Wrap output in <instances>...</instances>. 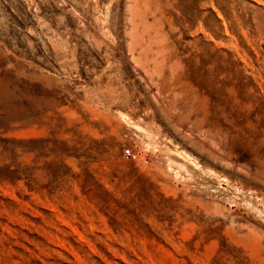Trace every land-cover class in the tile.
Returning <instances> with one entry per match:
<instances>
[{
	"label": "rangeland",
	"instance_id": "1",
	"mask_svg": "<svg viewBox=\"0 0 264 264\" xmlns=\"http://www.w3.org/2000/svg\"><path fill=\"white\" fill-rule=\"evenodd\" d=\"M0 264H264V0H0Z\"/></svg>",
	"mask_w": 264,
	"mask_h": 264
},
{
	"label": "built area",
	"instance_id": "2",
	"mask_svg": "<svg viewBox=\"0 0 264 264\" xmlns=\"http://www.w3.org/2000/svg\"><path fill=\"white\" fill-rule=\"evenodd\" d=\"M123 154H124L126 157H131V156H132L131 152H130L128 149L123 150Z\"/></svg>",
	"mask_w": 264,
	"mask_h": 264
}]
</instances>
